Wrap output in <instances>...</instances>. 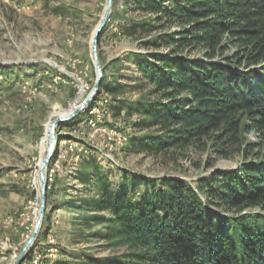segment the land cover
Wrapping results in <instances>:
<instances>
[{"label": "trees", "instance_id": "obj_1", "mask_svg": "<svg viewBox=\"0 0 264 264\" xmlns=\"http://www.w3.org/2000/svg\"><path fill=\"white\" fill-rule=\"evenodd\" d=\"M133 4L146 17L120 22V31L148 49L128 53V60L140 85H150L149 96L127 106L117 99L120 85L106 74L102 84L116 101L115 118L124 109L140 116L146 132L128 148L158 155L207 140L226 158L244 134L264 136V0ZM9 68L1 65L0 76ZM83 168V184L92 180L97 188L86 206L107 214L92 217L103 226L95 236L126 252L104 259L71 253L54 264H264V156L216 170L194 187L174 177L131 175L116 191L96 161Z\"/></svg>", "mask_w": 264, "mask_h": 264}, {"label": "rangeland", "instance_id": "obj_2", "mask_svg": "<svg viewBox=\"0 0 264 264\" xmlns=\"http://www.w3.org/2000/svg\"><path fill=\"white\" fill-rule=\"evenodd\" d=\"M133 3L113 4L112 20L99 43L103 80L106 74L111 84L121 86L117 99L127 106L149 96L151 88L140 85L141 74L128 60V53L148 49L120 31V22L146 17ZM106 5L107 0H0V66L11 67L0 76V264H14L33 233L40 204L38 167L49 122L81 106L93 90L97 72L91 47ZM115 102L101 87L80 115L58 126L59 142L48 168V179L53 178L49 224L22 264H54L71 253L104 259L126 252L95 236L103 226L92 217L107 214L86 206L97 198V188L92 180L87 185L81 181L85 161H96L119 191L131 175L174 177L194 187L216 170L264 156V136L258 132L244 134L226 158L207 140L158 155L133 152L130 139L146 131L137 125V110L129 115L124 109L115 118Z\"/></svg>", "mask_w": 264, "mask_h": 264}, {"label": "water", "instance_id": "obj_3", "mask_svg": "<svg viewBox=\"0 0 264 264\" xmlns=\"http://www.w3.org/2000/svg\"><path fill=\"white\" fill-rule=\"evenodd\" d=\"M113 4L114 0H107V5L104 10L103 16L100 20V23L94 33L93 41H92V57L94 61V65L97 72V79L93 90L87 99L79 106L77 109L73 110L69 115L60 116L53 120H51L47 127L46 132V140L47 144L45 147V151L42 159L40 160L38 167V182L40 186L39 195H40V204H39V212L35 221L34 230L20 255L16 259L14 264H22L30 249L34 245L35 241L38 239L41 229L43 227V223L46 217V212L48 209V189H49V179H48V168L50 163L54 157L56 147L59 142V136L57 135V128L59 125L69 122L74 119L78 115H80L94 100L98 92L100 91L103 84V76L104 71L99 58V43L101 35L110 20V17L113 12Z\"/></svg>", "mask_w": 264, "mask_h": 264}, {"label": "bare ground", "instance_id": "obj_4", "mask_svg": "<svg viewBox=\"0 0 264 264\" xmlns=\"http://www.w3.org/2000/svg\"><path fill=\"white\" fill-rule=\"evenodd\" d=\"M77 108H78V107H77ZM77 108H75V109H77ZM75 109H74V110H75ZM71 112H72V111H71ZM71 112H70V113H71ZM70 113H69V114H70ZM69 114H67V115H69ZM63 116H65V115H63ZM59 117H60V116H59ZM52 120H53V119H52ZM46 139H47V138H46ZM109 139L111 140L112 138L109 137ZM58 147H59V146H58ZM56 152H57V151H56ZM49 181L51 182V177H50V176H49Z\"/></svg>", "mask_w": 264, "mask_h": 264}, {"label": "built area", "instance_id": "obj_5", "mask_svg": "<svg viewBox=\"0 0 264 264\" xmlns=\"http://www.w3.org/2000/svg\"><path fill=\"white\" fill-rule=\"evenodd\" d=\"M53 181V178H51V182ZM32 262H33V256H32Z\"/></svg>", "mask_w": 264, "mask_h": 264}]
</instances>
